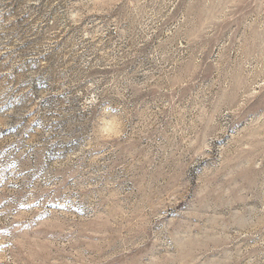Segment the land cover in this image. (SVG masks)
I'll return each mask as SVG.
<instances>
[{
    "label": "rangeland",
    "instance_id": "374dc122",
    "mask_svg": "<svg viewBox=\"0 0 264 264\" xmlns=\"http://www.w3.org/2000/svg\"><path fill=\"white\" fill-rule=\"evenodd\" d=\"M0 264H264V0H0Z\"/></svg>",
    "mask_w": 264,
    "mask_h": 264
}]
</instances>
